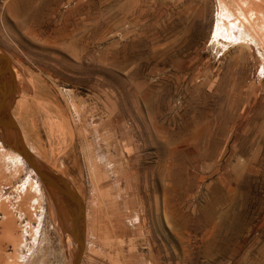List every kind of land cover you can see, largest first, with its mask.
Wrapping results in <instances>:
<instances>
[{
  "label": "rangeland",
  "instance_id": "rangeland-1",
  "mask_svg": "<svg viewBox=\"0 0 264 264\" xmlns=\"http://www.w3.org/2000/svg\"><path fill=\"white\" fill-rule=\"evenodd\" d=\"M221 4L0 0L8 115L85 204L81 264H264V63ZM15 132L0 131V264H73L69 211L9 155Z\"/></svg>",
  "mask_w": 264,
  "mask_h": 264
},
{
  "label": "water",
  "instance_id": "water-1",
  "mask_svg": "<svg viewBox=\"0 0 264 264\" xmlns=\"http://www.w3.org/2000/svg\"><path fill=\"white\" fill-rule=\"evenodd\" d=\"M13 64L14 61L11 56L0 52V78L5 74H9L15 84V77L12 73ZM15 92L16 87L9 88L5 81L0 82V131L9 134L12 130H16L17 140L15 142L10 141L9 145L25 158L50 193L54 194V191H56L62 196L71 218L70 232L78 244V253L73 264H81L86 244L85 204L81 196L63 179L35 162L17 121L8 115V103L14 97Z\"/></svg>",
  "mask_w": 264,
  "mask_h": 264
},
{
  "label": "bare ground",
  "instance_id": "bare-ground-1",
  "mask_svg": "<svg viewBox=\"0 0 264 264\" xmlns=\"http://www.w3.org/2000/svg\"><path fill=\"white\" fill-rule=\"evenodd\" d=\"M221 3H222L221 4L222 5L221 6V9H222V22L221 23L223 24L226 31L228 30L230 32L228 33L229 37L231 39H234V41L236 42L240 40L241 41L240 46H246L248 48H251L253 45L256 46L262 55V61H263L262 63H264V0H221ZM263 106H264V103L262 105V108ZM248 131L249 129L247 130V132ZM0 147L2 148L4 147L1 141H0ZM5 152H7V150ZM9 155L15 160L19 168L22 167L23 158L20 153L15 152V151H12V152L10 151ZM32 172H35V171H32ZM21 187H19L20 191H21ZM25 188L27 189V186H25ZM32 189L33 190L31 191H35V192L38 191V187L36 186L35 183H33ZM55 193H56L55 195L57 199L65 205V201L61 198V196L57 192ZM85 219H86V212H85ZM30 253L33 254L34 252H30ZM37 255L38 254L34 256H37ZM29 256L30 255L28 254L26 255L22 254V255H19L18 257L21 263H23L25 260V264H28V263L38 264L35 259L30 260ZM39 259H40V262L42 263L43 259L42 258H39ZM19 263H14V264H19Z\"/></svg>",
  "mask_w": 264,
  "mask_h": 264
}]
</instances>
